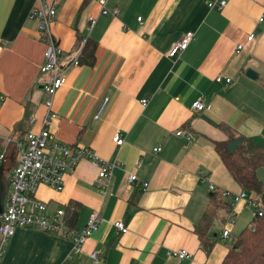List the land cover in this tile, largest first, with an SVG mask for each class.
I'll use <instances>...</instances> for the list:
<instances>
[{
  "label": "crops",
  "instance_id": "obj_1",
  "mask_svg": "<svg viewBox=\"0 0 264 264\" xmlns=\"http://www.w3.org/2000/svg\"><path fill=\"white\" fill-rule=\"evenodd\" d=\"M47 1L56 9L50 33L64 53L60 67L80 59L89 42L94 45L93 62L70 67L53 96L57 119L51 135L118 167L105 197L94 185L97 166L88 160L65 177L62 192L37 191L50 211L64 208L67 225L76 230L93 212L99 216L98 231L79 253L67 239L19 228L1 264H220L227 239L251 220L236 230L246 203L221 197L242 190L214 143L240 135L257 144L264 137V22L258 23L264 0H226L220 11L206 5L213 0H109L107 15H100L97 0ZM34 3L0 0V152L7 158L6 180L16 165L17 142L25 132L40 129L48 99L43 90L48 75L40 72L45 46L36 39V20L29 18ZM89 17L95 23L91 30ZM188 33L194 35L188 47L170 58L172 46ZM250 34L254 39L248 42ZM246 70L257 79L245 77ZM216 77L231 82L217 83ZM197 100L203 111L191 109ZM115 134L124 140L120 147L112 140ZM154 148L160 149L156 155ZM129 174L137 176L133 185L126 182ZM223 203L226 212L218 209ZM69 206L77 215L72 225ZM230 214L232 225L227 224ZM117 221L127 233L113 227ZM199 227L207 228L202 234L207 251L196 234ZM224 228L230 232L226 239ZM182 250L190 260L167 257ZM94 251L100 263L90 259Z\"/></svg>",
  "mask_w": 264,
  "mask_h": 264
},
{
  "label": "built area",
  "instance_id": "obj_2",
  "mask_svg": "<svg viewBox=\"0 0 264 264\" xmlns=\"http://www.w3.org/2000/svg\"><path fill=\"white\" fill-rule=\"evenodd\" d=\"M109 0H97L100 8V15H107L110 12L106 8ZM226 0H213L207 2L209 9L222 10L227 4ZM29 15L30 19H35L37 27L36 39L38 42L44 44V62L40 67L41 74L48 75V81L44 84L43 90L47 95V100L44 103L45 116L40 123V129L37 132L27 131L24 133L23 138L17 142V155L16 165L10 171L8 176V190L4 198V209L0 214V264L1 258L5 252V246L9 239L14 235L15 231L19 228H28L31 230L39 231L47 235H53L61 239H67L73 245V253H79L85 241L90 238L93 233L98 231L100 224L99 216L93 212L86 224L76 230L69 227L66 223L65 209L50 211L45 202L40 201L37 197V191L40 187H48L55 192H62L64 188L65 177L74 172L76 166L81 160L92 161L97 166V177L94 181L102 197L107 196L108 182L114 171L118 167L116 161H100L96 156L86 147L76 145L68 146L59 143L53 139L51 135L50 125L51 122L57 119V115L52 112L53 96L65 84V73L73 66H78V60L74 59L66 66H59V60L63 56L61 48L57 45L56 41L52 38L50 33V26L56 16V9L54 3H49L47 0H35L34 6ZM111 14L115 15L114 12ZM137 21H140L138 19ZM264 22V9L259 16L258 23ZM88 29L91 30L95 23L94 19L88 18ZM194 35L185 34L184 37L176 41L170 49L168 56L170 58L177 57L178 54L185 51L190 44ZM254 39V34L247 37L250 42ZM240 45L236 46V51H240ZM224 80L226 84H230L231 80L225 77H216L215 81L221 83ZM3 98L0 96V103ZM107 99L104 100L103 105L100 107L96 118L102 113ZM147 100L141 101L144 107ZM191 109L195 111H203V105L200 100L193 102ZM33 120H29L28 125H31ZM182 131L176 133L179 137ZM116 147L123 145L124 140L118 134L112 138ZM160 151L159 148H154L152 153L156 155ZM5 154L0 152V167L6 162ZM141 167V162L136 163L135 169ZM137 180L135 174H129L127 177V184L133 185ZM147 187V184H144ZM214 186L209 185V190H213ZM221 197H231L232 204H237L241 200L246 199V194L240 192L237 195H230L225 191ZM251 207L257 211L258 216L264 215L257 202L250 201ZM69 212L73 213L75 210L72 206L68 207ZM234 223V216L230 214L227 220L228 225ZM113 227L123 235L127 233L128 229L121 221L113 223ZM230 236L229 230H223L221 237L226 239ZM167 257L173 258L177 261L190 260V254L185 250L170 251ZM90 259L95 263H100V255L94 251L90 254Z\"/></svg>",
  "mask_w": 264,
  "mask_h": 264
},
{
  "label": "trees",
  "instance_id": "obj_3",
  "mask_svg": "<svg viewBox=\"0 0 264 264\" xmlns=\"http://www.w3.org/2000/svg\"><path fill=\"white\" fill-rule=\"evenodd\" d=\"M82 53L81 58L78 59V66L90 65L94 60V45L89 42ZM239 137L241 136L234 135L224 142L214 143V151L242 192L249 196L251 201L257 202L260 208L264 210V184L256 176L257 171L264 168V148L257 145L254 140L243 137L242 144L235 149L234 153H229L227 146ZM218 209L226 212V204H220ZM74 213L69 220L70 225L77 217ZM206 229L199 227L196 234L199 242L207 251L209 247L206 246L202 235ZM220 264H264V215L258 216L257 211H255L247 226L232 239Z\"/></svg>",
  "mask_w": 264,
  "mask_h": 264
},
{
  "label": "rangeland",
  "instance_id": "obj_4",
  "mask_svg": "<svg viewBox=\"0 0 264 264\" xmlns=\"http://www.w3.org/2000/svg\"><path fill=\"white\" fill-rule=\"evenodd\" d=\"M46 95V93H45ZM47 96V95H46ZM256 142L259 146H261L262 148H264V137H259L256 139ZM257 179L259 181H261L264 184V168H261L257 171L256 173ZM247 196V195H246ZM251 201V198L249 196L246 197L245 199V203H246V207L245 209H243V212L241 214V216H239L238 222H237V228L236 230L239 229L240 225H244L245 223H248L249 220H251L255 214V211L251 205L249 204ZM243 223V224H242ZM235 230V231H236ZM239 233V232H238ZM234 236H236L237 234L235 232L232 233ZM227 244L229 245L232 242V238L227 239Z\"/></svg>",
  "mask_w": 264,
  "mask_h": 264
},
{
  "label": "water",
  "instance_id": "obj_5",
  "mask_svg": "<svg viewBox=\"0 0 264 264\" xmlns=\"http://www.w3.org/2000/svg\"><path fill=\"white\" fill-rule=\"evenodd\" d=\"M245 77L249 78L250 80L257 79L256 73L252 70H246ZM242 142H243V137H239L237 140H235L234 142L230 143L227 146V151L231 154L234 153L235 149L238 148V146L242 144ZM7 186H8V181L5 179L4 174L2 173V167H0V214H2L4 209L3 202L8 190Z\"/></svg>",
  "mask_w": 264,
  "mask_h": 264
}]
</instances>
